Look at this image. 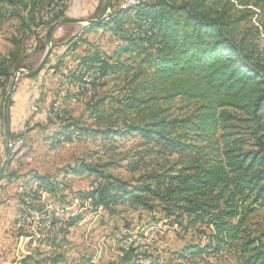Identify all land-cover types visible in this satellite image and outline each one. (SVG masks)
Masks as SVG:
<instances>
[{"label":"trees","instance_id":"trees-1","mask_svg":"<svg viewBox=\"0 0 264 264\" xmlns=\"http://www.w3.org/2000/svg\"><path fill=\"white\" fill-rule=\"evenodd\" d=\"M69 1L0 0V18L8 13L30 29L47 23L50 28L65 17ZM115 3L108 19L88 30L105 28L122 41L120 52L129 57L120 61L119 53L110 62L98 49L89 50L74 69L61 74L78 89L68 91L66 100L96 94L109 78L115 90L98 100L90 97V124L67 118L54 106L49 116L61 120L56 135L66 141L88 136L110 147L117 138L140 140L127 164L136 173L132 181L106 172L113 162L72 168L75 175L95 176L97 183L85 198L112 214L116 206L128 205L162 215L171 227L200 237L187 252H229L238 264H264V240L251 229V218L264 207V0ZM57 6L63 9L55 17L47 14L54 19L44 22ZM15 59L14 52L0 57L5 96L19 68ZM62 65L58 60L53 73ZM22 135L12 133V142ZM11 175L5 173L3 180ZM33 181L34 197L61 192L60 184L45 175ZM80 219L73 216L68 225ZM132 257L129 252L125 260Z\"/></svg>","mask_w":264,"mask_h":264},{"label":"rangeland","instance_id":"rangeland-1","mask_svg":"<svg viewBox=\"0 0 264 264\" xmlns=\"http://www.w3.org/2000/svg\"><path fill=\"white\" fill-rule=\"evenodd\" d=\"M115 1L114 7H117L125 0ZM105 2L101 0L100 8L93 12L90 10L92 0L81 3L70 0L65 17L96 19ZM127 6L131 5L123 3V7ZM61 8H52L43 16V21L51 12L55 17ZM261 24L264 43V20ZM48 26L47 23L30 29L8 13L0 18V57L12 52L16 54L14 66L19 68L14 74L20 69L35 70L40 65L50 47L47 43ZM62 28L52 40L51 54L42 72L32 77L31 82L35 83L30 85L27 93L30 101L26 110L28 119L22 123L24 127L20 132H14L23 134L20 136L22 143L6 169V173L14 175L0 182V204L5 208L0 215V264H238L236 257L229 252L219 255L187 252L191 244L200 241V237L185 233L177 225L171 227L160 214L154 215L128 205L116 206V213L112 214L103 208H95L92 201L85 198L97 183L95 176L89 173L75 175L72 168L82 162H113L106 172L132 181L136 173L131 172L127 164L140 140L135 136L117 138L110 147H104L107 143L101 138L83 136L66 141L57 136L56 132L63 124L57 117L49 119L52 106L59 107L63 116H69L67 118L90 124L92 120L87 110L90 97L98 100L116 88L109 78L104 86L97 88L96 94L88 91L79 98L71 95L66 100L68 91L74 94L78 89L66 84L61 74L74 69L76 60L89 50L98 49L110 62H115L119 53L120 61H125L129 55L120 52L122 41L105 28L94 27L89 31L93 27L82 22L62 25ZM42 43H46V47ZM58 60H63L64 65L54 74L51 67ZM28 78L26 75L18 77L12 98L18 86ZM11 82L5 87L7 93ZM4 93L0 86V168L6 157L7 143L3 126ZM30 105H34L35 110H31ZM35 175H45L59 183L61 192L42 191L41 195L34 197ZM45 214L50 215L53 224L42 228ZM73 216L81 219L69 226ZM251 229L254 236L264 240V207H260L251 218ZM204 242L205 239L202 244ZM129 252H133L134 257L126 261Z\"/></svg>","mask_w":264,"mask_h":264},{"label":"water","instance_id":"water-1","mask_svg":"<svg viewBox=\"0 0 264 264\" xmlns=\"http://www.w3.org/2000/svg\"><path fill=\"white\" fill-rule=\"evenodd\" d=\"M111 4H112V0H106L105 5H104L99 17L96 19L83 20V19L63 17V18L55 21L47 32V43L50 45V47H49L46 55L44 56L42 62L40 63V65L35 70L27 71L25 69H20L14 74L10 88H9V91L6 95L5 102H4L3 126H4V132L6 134L7 143H6V157H5V159L2 163V166L0 168V182L3 180V176L6 173V169L8 167V162L13 156V152L11 150L12 132H11V127H10V106H11L12 95H13L14 90L16 88V83H17L18 77L20 75H26L27 77L32 78V77H35L42 72L43 67L47 62V59L49 58V56L51 54L53 34H54L56 28L62 26L65 23L82 22V23H87V25L98 24L107 16L108 12L111 9Z\"/></svg>","mask_w":264,"mask_h":264},{"label":"crops","instance_id":"crops-1","mask_svg":"<svg viewBox=\"0 0 264 264\" xmlns=\"http://www.w3.org/2000/svg\"><path fill=\"white\" fill-rule=\"evenodd\" d=\"M80 3L81 1L83 2L84 0H78ZM100 2L101 0H92V5H91V8L90 10L95 12L97 11L99 8H100ZM123 3L120 4V6H122ZM68 24H71V23H65L63 25H68ZM63 29L62 26L56 28L54 34H53V38L55 39L56 36H57V33L59 30ZM53 55V54H52ZM52 58V56H51ZM32 81V78H28L27 80H25V82H23L22 84H20L18 86V90L17 92L15 93V96L12 98V104L10 106V127H11V132L14 133V132H20L21 131V125L27 115V108L29 106V94L28 93V90H29V87L30 85H33V83L35 82H31ZM23 85V86H22ZM15 133V134H17ZM2 131H1V125H0V152L2 151ZM10 178H8L7 180H9ZM6 180V179H5ZM5 180H2L3 182ZM1 181V183H3ZM9 182V181H8ZM7 182V184H8ZM6 185V184H4ZM1 190V189H0ZM4 205L0 204V215L2 213H4ZM1 222L0 221V226H1Z\"/></svg>","mask_w":264,"mask_h":264},{"label":"built area","instance_id":"built-area-1","mask_svg":"<svg viewBox=\"0 0 264 264\" xmlns=\"http://www.w3.org/2000/svg\"><path fill=\"white\" fill-rule=\"evenodd\" d=\"M132 1H138V0H125L123 3H130ZM61 10H62V8L60 9V11ZM109 13H111V9H110V11L108 12L107 15H109ZM44 22H49V21H44ZM84 80H85V82H89L90 81L89 75H86V77L84 78ZM30 108H31V110H33V109L35 110V106L34 105H30ZM27 119H28V117L26 115V117H25V119L23 121V124L25 123V121ZM22 127H24V126L22 125ZM21 143H22V138H19L18 140L13 141L11 143V150H12V152H17V147H20V144ZM43 217H44V223L41 225L42 228H47V224H53V221H52V219H51V217H50L49 214H45V215H43ZM21 226H22V224H21V222H19V227H21Z\"/></svg>","mask_w":264,"mask_h":264},{"label":"bare ground","instance_id":"bare-ground-1","mask_svg":"<svg viewBox=\"0 0 264 264\" xmlns=\"http://www.w3.org/2000/svg\"><path fill=\"white\" fill-rule=\"evenodd\" d=\"M136 1H132V2H130V3H128V4H134ZM52 18H53V15L52 14H50V15H46L45 16V18H44V20H48V21H51L52 20Z\"/></svg>","mask_w":264,"mask_h":264}]
</instances>
